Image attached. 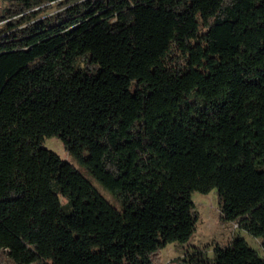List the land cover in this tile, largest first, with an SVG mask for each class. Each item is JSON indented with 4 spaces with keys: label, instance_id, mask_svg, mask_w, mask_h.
Here are the masks:
<instances>
[{
    "label": "trees",
    "instance_id": "1",
    "mask_svg": "<svg viewBox=\"0 0 264 264\" xmlns=\"http://www.w3.org/2000/svg\"><path fill=\"white\" fill-rule=\"evenodd\" d=\"M214 188L264 253V0L0 7L1 264H162ZM189 259L264 264L240 235Z\"/></svg>",
    "mask_w": 264,
    "mask_h": 264
},
{
    "label": "rangeland",
    "instance_id": "2",
    "mask_svg": "<svg viewBox=\"0 0 264 264\" xmlns=\"http://www.w3.org/2000/svg\"><path fill=\"white\" fill-rule=\"evenodd\" d=\"M7 0H0L1 11L4 10ZM55 7L53 8V10ZM44 145L58 152L62 157L71 161L79 171L93 184V186L107 200L119 207L114 197L107 191L88 171L75 161L64 147L59 137L47 138ZM192 200L198 214L196 229L189 240L183 244L170 243L161 252L162 264H191L189 254L200 251L202 258L207 262H213L214 247L226 245L234 236L240 235L246 239L250 246L255 248L264 257L261 238H256L240 229L235 222H229L222 218L219 208L216 189L208 193L194 192Z\"/></svg>",
    "mask_w": 264,
    "mask_h": 264
},
{
    "label": "water",
    "instance_id": "3",
    "mask_svg": "<svg viewBox=\"0 0 264 264\" xmlns=\"http://www.w3.org/2000/svg\"><path fill=\"white\" fill-rule=\"evenodd\" d=\"M0 264H1V261H0Z\"/></svg>",
    "mask_w": 264,
    "mask_h": 264
}]
</instances>
